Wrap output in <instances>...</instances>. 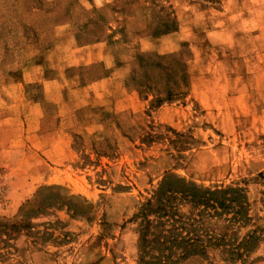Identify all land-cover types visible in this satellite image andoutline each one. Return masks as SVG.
Here are the masks:
<instances>
[{
	"label": "rangeland",
	"instance_id": "obj_1",
	"mask_svg": "<svg viewBox=\"0 0 264 264\" xmlns=\"http://www.w3.org/2000/svg\"><path fill=\"white\" fill-rule=\"evenodd\" d=\"M0 264H264V0H0Z\"/></svg>",
	"mask_w": 264,
	"mask_h": 264
},
{
	"label": "trees",
	"instance_id": "obj_2",
	"mask_svg": "<svg viewBox=\"0 0 264 264\" xmlns=\"http://www.w3.org/2000/svg\"><path fill=\"white\" fill-rule=\"evenodd\" d=\"M197 186L195 183L188 184L186 189L176 190L173 192H183L187 195L191 196V201L194 200L197 204H203L206 206H213L217 208H223L224 210H230L233 207L234 215L242 211V208L248 206V200L241 198L243 195V191L245 189L241 186H229V187H221L216 189H201L200 187L194 188ZM162 193V192H160ZM230 193V195H228ZM245 196V195H244ZM159 200H157L158 210H165L168 208V197L165 198L162 194L159 195ZM154 204V201L150 200L149 204ZM166 212L164 211L163 214ZM162 213L160 216L162 217ZM150 223V220H148ZM261 235L256 233V230H253L247 234H245L242 239L240 240L239 244L233 248V251L237 253L239 256L243 255L247 251L253 250L259 243ZM177 238V237H176ZM185 236L181 238V241L184 240ZM158 241L161 243H167L169 241L168 237L165 236H158ZM178 239V238H177ZM194 245V243H192Z\"/></svg>",
	"mask_w": 264,
	"mask_h": 264
},
{
	"label": "crops",
	"instance_id": "obj_3",
	"mask_svg": "<svg viewBox=\"0 0 264 264\" xmlns=\"http://www.w3.org/2000/svg\"><path fill=\"white\" fill-rule=\"evenodd\" d=\"M92 5V4H91ZM90 5V6H91ZM83 25V24H82ZM81 25V26H82ZM80 25L77 27V65L83 64H91L94 61H104V63L108 66V57L109 46H108V38L103 39L101 41H93V42H82L81 33H79ZM88 28L86 26L85 30ZM112 31L113 29H109ZM100 56L99 58H95L92 56ZM88 56L89 58H85ZM100 59V60H99Z\"/></svg>",
	"mask_w": 264,
	"mask_h": 264
}]
</instances>
